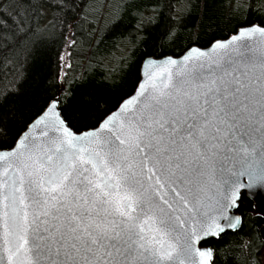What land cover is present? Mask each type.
Masks as SVG:
<instances>
[{
	"label": "snow or ice",
	"instance_id": "snow-or-ice-1",
	"mask_svg": "<svg viewBox=\"0 0 264 264\" xmlns=\"http://www.w3.org/2000/svg\"><path fill=\"white\" fill-rule=\"evenodd\" d=\"M216 47L208 66L155 65L136 100L85 134L50 101L37 136L0 152V264H207L194 244L224 230L208 211L217 186L224 207L264 191V29Z\"/></svg>",
	"mask_w": 264,
	"mask_h": 264
},
{
	"label": "trees",
	"instance_id": "trees-1",
	"mask_svg": "<svg viewBox=\"0 0 264 264\" xmlns=\"http://www.w3.org/2000/svg\"><path fill=\"white\" fill-rule=\"evenodd\" d=\"M0 12V150L53 99L73 132L95 129L134 93L145 59L264 27V0H5ZM237 214L238 230L203 243L211 264H264V214L244 194Z\"/></svg>",
	"mask_w": 264,
	"mask_h": 264
},
{
	"label": "water",
	"instance_id": "water-1",
	"mask_svg": "<svg viewBox=\"0 0 264 264\" xmlns=\"http://www.w3.org/2000/svg\"><path fill=\"white\" fill-rule=\"evenodd\" d=\"M253 26H257L259 28L264 29V27H261L259 25L247 26V27H244V28H240L235 34L231 35L229 38H227L225 40L215 41L213 44H211L206 49H200L198 47H192L191 49L186 51L180 57H176V58L175 57H164V58H160V59H155V58H147V59H145L143 61L142 65H141L140 80H139V83H138L134 93L130 97L125 99L118 106V108L116 110H114L107 117H105L102 122H104L106 120V118H111L113 115H116V114H118L119 111L123 110V106L127 103V101L129 99L136 100L137 96L139 95V91L138 90H139L140 85L142 83L147 82L148 73L153 72V71H157V72L159 71L158 68L154 67L155 65L166 64L169 59L176 61L178 64L187 65L188 63L191 62L193 65H196L199 62V63H204L205 66L211 65L213 63V61H218L220 53L222 51H224L223 49H219V48L216 47V45L218 43H227L229 45H232V38L233 37H235L242 30H249ZM199 52H203L204 56L197 58L196 54L199 53ZM187 57H192L193 59L191 61H189L188 59H186ZM58 111H59V109H58ZM42 113L28 125L26 130L20 135V137L17 139V141L22 139L25 136H29V137L37 136L38 127L39 128H43L44 125L40 124V125L37 126V125L34 124V121H36L38 118H40L42 116ZM59 114H60V112H59ZM102 122L95 129H99L101 127ZM89 131L90 130L82 132V133H77V134H85V133H87ZM258 134L259 133H257V135ZM17 141H16V143L14 144V146L12 148L18 146L17 145ZM12 148H10V149H12ZM6 151L7 150H0V152H6ZM225 175L227 176L228 174L226 173ZM246 180H247L246 177H242L241 178L242 182H246ZM217 187H218V199L221 201V203L220 204H216L215 202H213L211 208L208 211H209V215H211L214 218L215 224H219L221 227H223L224 230L220 231L218 228L213 227L212 232H214L215 234H212V232H209L208 234H204V231H201L200 232V238L198 240H196V242L194 244V247L196 249H199L201 251H210L211 252V259H209L207 261V264H211V262H212V250H211L210 247L203 246V243H205V242H207L209 240H216V239L219 238L220 235L224 234L225 232H234V231L238 230L239 227L241 226V223H242L241 217L237 214L238 206L237 207H232L230 204L227 207L223 206L225 204H228V201L225 199V190L227 188V185H218ZM213 191H217V189H213ZM242 194H244L249 200H251L255 204V206L260 210V212L264 214V191H258L257 190V191L254 192L253 195H249V190L248 189H241L240 190V198H241ZM239 201H240V199L236 201L237 205H238ZM234 217H239L240 218V222H239V224L237 225V227L235 229H233V228L228 226L230 224V222H234L233 221ZM208 223L211 224L212 221H209ZM203 227L206 229L207 225H205Z\"/></svg>",
	"mask_w": 264,
	"mask_h": 264
}]
</instances>
